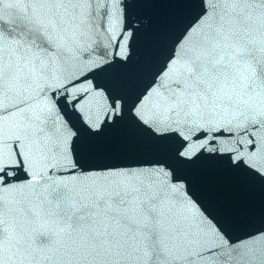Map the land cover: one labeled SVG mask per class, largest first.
I'll return each instance as SVG.
<instances>
[{"label": "snow or ice", "instance_id": "1", "mask_svg": "<svg viewBox=\"0 0 264 264\" xmlns=\"http://www.w3.org/2000/svg\"><path fill=\"white\" fill-rule=\"evenodd\" d=\"M0 264H264V0H0Z\"/></svg>", "mask_w": 264, "mask_h": 264}]
</instances>
